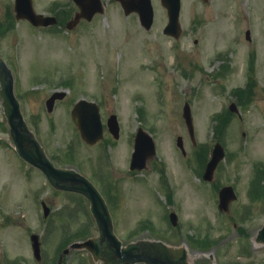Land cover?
<instances>
[{
	"label": "rangeland",
	"instance_id": "rangeland-1",
	"mask_svg": "<svg viewBox=\"0 0 264 264\" xmlns=\"http://www.w3.org/2000/svg\"><path fill=\"white\" fill-rule=\"evenodd\" d=\"M33 1L37 12L56 16L62 26L12 22L15 0H0L1 51L14 71L16 94L56 164L72 165L100 186L109 185L119 237L187 242L197 264H264V244L255 241L264 224V195L253 182L257 166L264 168V0H182L179 39L163 32L168 14L161 0H152L155 20L149 30L117 0H102L105 11L73 29L66 28L79 9L73 0ZM56 90L66 96L48 112L46 100ZM81 98L100 104L105 123L110 114L118 115V139L106 132L101 143L82 140L71 116ZM185 102L191 105L194 140L182 114ZM140 125L154 136L157 156L148 168L131 171ZM179 135L186 155L176 144ZM216 142L226 158L209 183L202 175ZM104 153L107 162L101 164ZM226 184L238 193L230 214L217 204ZM80 199L55 191L19 158L0 97V264H40L32 233L41 236L47 264L61 258L63 264H97L88 252L69 247L97 230L87 199L61 212ZM42 201L51 210L47 218ZM171 211L179 216L175 226Z\"/></svg>",
	"mask_w": 264,
	"mask_h": 264
},
{
	"label": "water",
	"instance_id": "water-1",
	"mask_svg": "<svg viewBox=\"0 0 264 264\" xmlns=\"http://www.w3.org/2000/svg\"><path fill=\"white\" fill-rule=\"evenodd\" d=\"M119 1L126 14L137 11L142 24L146 28L151 27L154 18L151 0ZM76 2L80 6L81 11L77 12L75 18L68 24L69 28H73L82 17L90 20L95 13L103 12L104 10L101 0H76ZM162 4L167 8L169 16V22L164 31L178 37L181 32L179 22L181 0H162ZM15 11L17 18H26L35 25H48L57 22L55 17L36 13L32 0H16ZM0 82L3 106L18 153L28 162L41 169L55 188L82 193L91 202V211L99 228V236L90 238L85 242H76L73 247L87 248L92 252L96 260L102 261L101 264H135L137 262H145L146 264H192L188 260V252L184 247H174L162 241L151 240H138L123 245L114 231L109 207L96 186L74 170L55 167L35 134L29 129L22 114L20 103L14 93L12 71L2 59L1 53ZM64 96L65 93L63 92L53 93L46 102L48 110L52 111L56 99ZM233 109L236 110L234 106ZM72 116L80 129L82 138L86 142L93 144L102 138V121L99 106L95 102L86 99L79 100L72 110ZM184 116L189 130L193 134L194 127L188 104L184 108ZM108 126L115 137H118L120 127L115 114L109 117ZM178 145L184 150L182 137L178 138ZM155 154L156 145L153 138L140 128L136 136L131 168L143 169ZM224 155V148L220 143H217L213 150L212 158L207 164L205 179L211 180L213 178L214 171L224 158ZM235 198L234 189L231 186L224 187L220 192V207L228 210L229 203ZM45 214H48V208H45ZM170 216L172 223L176 225L178 216L175 212H172ZM257 239L264 242V226L260 230ZM32 240L35 253L38 256L40 251L38 236L33 235Z\"/></svg>",
	"mask_w": 264,
	"mask_h": 264
},
{
	"label": "trees",
	"instance_id": "trees-1",
	"mask_svg": "<svg viewBox=\"0 0 264 264\" xmlns=\"http://www.w3.org/2000/svg\"><path fill=\"white\" fill-rule=\"evenodd\" d=\"M254 181H257L256 185L259 187L260 195H264V168L257 166ZM148 222H144V224L146 225Z\"/></svg>",
	"mask_w": 264,
	"mask_h": 264
},
{
	"label": "bare ground",
	"instance_id": "bare-ground-1",
	"mask_svg": "<svg viewBox=\"0 0 264 264\" xmlns=\"http://www.w3.org/2000/svg\"><path fill=\"white\" fill-rule=\"evenodd\" d=\"M187 248H188V251H189V253H190V258H192L191 250L189 249V247H187Z\"/></svg>",
	"mask_w": 264,
	"mask_h": 264
}]
</instances>
